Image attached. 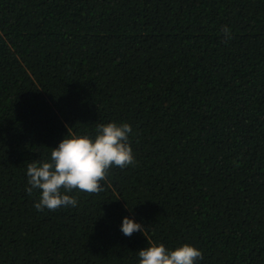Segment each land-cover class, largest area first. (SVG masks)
<instances>
[{"label": "trees", "instance_id": "1", "mask_svg": "<svg viewBox=\"0 0 264 264\" xmlns=\"http://www.w3.org/2000/svg\"><path fill=\"white\" fill-rule=\"evenodd\" d=\"M109 121L135 163L36 210L26 166ZM152 242L264 264V0H0V264H138Z\"/></svg>", "mask_w": 264, "mask_h": 264}, {"label": "clouds", "instance_id": "2", "mask_svg": "<svg viewBox=\"0 0 264 264\" xmlns=\"http://www.w3.org/2000/svg\"><path fill=\"white\" fill-rule=\"evenodd\" d=\"M225 37L230 38L227 28ZM132 126L127 122L109 121L96 126L94 134H65L51 147L46 160L26 166L25 191H38L33 206L36 210H56L77 206L73 190L86 193L101 191L103 181L112 167L125 168L135 163L129 143ZM120 231L125 236L141 232L144 226L131 216H122ZM138 264H197L201 250L190 243L166 247L152 242L136 252Z\"/></svg>", "mask_w": 264, "mask_h": 264}]
</instances>
